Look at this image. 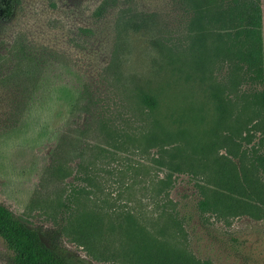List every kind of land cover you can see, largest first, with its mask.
Masks as SVG:
<instances>
[{
    "label": "rangeland",
    "instance_id": "rangeland-1",
    "mask_svg": "<svg viewBox=\"0 0 264 264\" xmlns=\"http://www.w3.org/2000/svg\"><path fill=\"white\" fill-rule=\"evenodd\" d=\"M99 1L18 0L0 20V203L71 264H264V214L197 206L204 181L180 130L213 141L216 112L167 55L170 0H115L95 17ZM121 10L154 26L118 38ZM262 42L264 65V23ZM0 264H13L1 239Z\"/></svg>",
    "mask_w": 264,
    "mask_h": 264
},
{
    "label": "trees",
    "instance_id": "trees-1",
    "mask_svg": "<svg viewBox=\"0 0 264 264\" xmlns=\"http://www.w3.org/2000/svg\"><path fill=\"white\" fill-rule=\"evenodd\" d=\"M115 0H100L92 15L99 17ZM18 0H0V20L14 15ZM175 12L173 39L167 55L184 81L196 82L207 93L216 112V128L209 131L213 141L201 143L189 135L187 161L191 175L202 194L197 206L211 211L244 212L253 217L264 214V65L260 0H170ZM117 18L116 36L139 32L154 26L153 14H124ZM82 31H86L83 30ZM120 35V36H119ZM153 44H156L153 41ZM23 56L25 54L23 53ZM33 67L36 61L26 56ZM138 102L148 111L156 99L136 93ZM191 126L200 121L195 108H188ZM217 129L220 132H217ZM208 133V132H207ZM215 145L224 154L200 163ZM236 159L232 162L229 157ZM212 164L214 165L211 168ZM0 239L11 252L13 264H71L47 246L38 232L17 219L0 203ZM179 258L163 257L150 264H177ZM188 264L190 259L182 257ZM182 261V262H183Z\"/></svg>",
    "mask_w": 264,
    "mask_h": 264
},
{
    "label": "crops",
    "instance_id": "crops-1",
    "mask_svg": "<svg viewBox=\"0 0 264 264\" xmlns=\"http://www.w3.org/2000/svg\"><path fill=\"white\" fill-rule=\"evenodd\" d=\"M260 2H261V0H260Z\"/></svg>",
    "mask_w": 264,
    "mask_h": 264
}]
</instances>
